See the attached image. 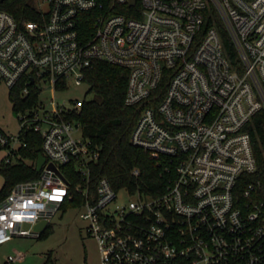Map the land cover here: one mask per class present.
I'll use <instances>...</instances> for the list:
<instances>
[{"label": "built area", "instance_id": "1", "mask_svg": "<svg viewBox=\"0 0 264 264\" xmlns=\"http://www.w3.org/2000/svg\"><path fill=\"white\" fill-rule=\"evenodd\" d=\"M37 1L38 21L20 24L0 9V83L23 98L39 90L37 103L17 112V134L0 127V173L26 160L31 131L46 157L38 178L5 195L2 187L0 244L39 238L35 226L47 228L68 200L84 208L101 264H264V199L250 179L257 159L248 130L264 110V0ZM99 61L129 70L128 105L149 102L131 142L166 163L159 196L116 190L107 177L92 188L99 152L74 116L84 100L59 94L85 84ZM71 163L81 178L74 188L61 169Z\"/></svg>", "mask_w": 264, "mask_h": 264}, {"label": "trees", "instance_id": "2", "mask_svg": "<svg viewBox=\"0 0 264 264\" xmlns=\"http://www.w3.org/2000/svg\"><path fill=\"white\" fill-rule=\"evenodd\" d=\"M0 9L11 13L20 24L30 20H41L43 11L37 0H0ZM225 47L230 57L235 60V51L227 33L224 32ZM129 81V70L125 67L99 61L87 70L85 83L89 86L91 99H85L75 119L82 125L84 136L92 141L98 150L99 157L92 166L93 184L107 177L116 190L128 189L134 193L141 191L146 195L163 194L169 182L166 163L153 158L146 150L132 144L131 136L137 121L149 102L128 105L125 101ZM165 83L161 90L165 89ZM14 110L18 112L26 107H33L39 100V90L33 89L30 96L23 98L21 89L11 91ZM253 148L257 159V171L250 179L260 182V197L264 199V110L258 112L248 125ZM28 146L21 149L26 160L21 159L14 165L3 168L4 186L2 194H8L19 182L38 178L40 173L35 165L42 146L41 134L31 131L28 135ZM74 188L81 183L76 163L61 165ZM140 170V175L133 171ZM78 203L66 200L63 209L78 206ZM54 232L49 224L39 238H47ZM48 262H52V257ZM55 264V263H52Z\"/></svg>", "mask_w": 264, "mask_h": 264}, {"label": "rangeland", "instance_id": "3", "mask_svg": "<svg viewBox=\"0 0 264 264\" xmlns=\"http://www.w3.org/2000/svg\"><path fill=\"white\" fill-rule=\"evenodd\" d=\"M88 91L86 83L74 84L69 91L59 94V99H91ZM0 127L10 134H17L20 129L19 114L14 110L11 90L5 83H0ZM3 185L4 177L0 173V191ZM83 212L84 208L79 206L62 208L50 222L54 226L52 234L47 238L16 237L2 243L0 258L19 252L24 257L16 264H101L98 240L90 234V221L81 216ZM50 257L52 262H48Z\"/></svg>", "mask_w": 264, "mask_h": 264}, {"label": "water", "instance_id": "4", "mask_svg": "<svg viewBox=\"0 0 264 264\" xmlns=\"http://www.w3.org/2000/svg\"><path fill=\"white\" fill-rule=\"evenodd\" d=\"M133 2H134V0H133ZM37 152L39 153L38 160H37V170L40 171L41 168H42V166L46 162V157L42 154L41 148L39 146L37 147ZM49 167L52 168V169H54V170H56L60 175H62L61 172L58 170V168L55 166L54 163H51L49 165ZM46 225H47V222L46 221H43V222H41V223H39V224H37L35 226V230H37L39 232H44V230L46 228ZM26 227H30V225L27 224Z\"/></svg>", "mask_w": 264, "mask_h": 264}]
</instances>
